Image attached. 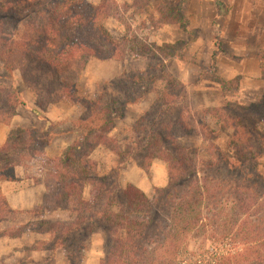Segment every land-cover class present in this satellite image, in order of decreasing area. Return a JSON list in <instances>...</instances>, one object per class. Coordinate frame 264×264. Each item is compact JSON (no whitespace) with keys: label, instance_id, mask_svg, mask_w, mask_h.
Here are the masks:
<instances>
[{"label":"rangeland","instance_id":"rangeland-1","mask_svg":"<svg viewBox=\"0 0 264 264\" xmlns=\"http://www.w3.org/2000/svg\"><path fill=\"white\" fill-rule=\"evenodd\" d=\"M88 1L99 4L101 0ZM179 2L106 0L109 8L101 23L123 53V59L117 61L122 69L110 78L115 71V60L90 58L76 79L74 89L77 95L87 99H96L107 90L108 97L121 100L119 88L124 86L125 98L131 102L115 120L110 133L118 143L117 150L113 153L107 147H97L89 156L98 164L97 173L106 175L108 180H112V175L118 171V183L121 170L127 167V178L137 182L143 180L149 185V170L156 161L166 169L165 173L157 172L156 177L166 178L167 167L163 160L153 159L143 169L139 166L143 163V153L131 150L128 154V148H134L135 141L130 126L145 111L160 103L157 98H164L165 106H169V113L163 120L175 121L182 116V121L194 124L193 121L199 119L215 131L213 136L179 134L177 138L181 144L199 150L201 160L210 158L205 150L211 143L223 149L227 156H234L231 147L235 142L234 126L242 127L240 160L251 169L243 171L241 179L256 191L257 206L254 213L240 214L235 226L228 223L226 227L225 219L237 216L229 207L219 214L224 225L218 221L215 228L209 226L207 231L200 230L189 238L187 251L196 257H178L173 263L179 264L182 259L187 261L186 264H192L197 254L206 251L235 249L244 255L248 244L256 246L250 240L255 235L249 231L261 227L258 231L264 232V0H257L256 15L250 10L247 16L242 15L244 0H186L178 10ZM13 26L11 21L0 17V31L10 30ZM19 27L21 31L22 26ZM213 53L216 56L214 62ZM251 56L259 60V76L253 74V65L248 58ZM135 77L139 78L133 81ZM19 79L18 71L7 72L0 61L1 124L9 123L14 116L13 101L20 97L21 91V85H17ZM104 81H112L113 85L106 86ZM61 103L70 108L69 116L50 122L46 131L51 135L68 136L70 145L82 140L78 121L85 119L86 113L81 105L66 100ZM28 130L11 131L6 141L8 153L1 156L0 166L10 163L14 169L17 166L29 169L34 173L27 175L36 182H43L41 170L45 168L34 157L40 150L35 143H30ZM226 172L223 170V174ZM167 183L168 175L166 184L154 186L146 195L154 198L157 190L165 188ZM84 197L88 198V187ZM37 208L33 211L11 210L0 191V264H100L107 238L101 222L91 221L86 226L93 227L89 232L79 229L66 240L64 234L53 231L73 221L70 213L65 210L64 217H50V210ZM239 225L243 232L237 235ZM245 231L249 234L244 235ZM65 247L70 251L69 258ZM252 251H247L250 253L246 258L248 261L254 254Z\"/></svg>","mask_w":264,"mask_h":264},{"label":"trees","instance_id":"trees-1","mask_svg":"<svg viewBox=\"0 0 264 264\" xmlns=\"http://www.w3.org/2000/svg\"><path fill=\"white\" fill-rule=\"evenodd\" d=\"M185 2L180 0L178 10ZM108 8L106 0L99 4L88 0H0V17L14 24L10 30L0 31V61L4 69L9 73L18 71L22 83L35 93L40 109L66 100L83 106L86 113L85 119L78 121L82 140L71 143L61 156H45L44 148L52 140L48 131L41 138L34 128L27 131L30 143L40 150L34 157L45 168L41 170L45 203L37 209L60 208L70 213L73 221L53 231L64 234L66 240L79 229L89 232L93 227L86 226L91 221L101 222L107 238L100 264H175L178 257H196L187 251L188 239L200 230L207 231L209 226L215 228L218 221L223 223L219 214L227 208H232L237 216L225 219L226 227L228 223L235 226L240 214L254 213L257 193L241 179L242 172L251 169L240 160L243 129L239 124L234 126V156H227L211 143L205 150L210 158L201 160L199 150L181 144L177 138L179 134L213 136L215 131L199 119L194 124L182 121V116L175 121L163 120L169 106L160 97L159 104L130 126L135 141L128 154L131 150L142 152L143 163L139 166L143 169L153 159L163 160L168 175L166 187L157 190L151 199L131 183L122 187L117 180L118 171L112 180L99 175L98 164L90 159V153L97 147L116 152L118 143L110 133L131 101L125 98L124 86L119 88L121 100L108 97L107 90L96 99H87L76 94L74 84L90 58L123 59L122 51L101 23ZM211 57L214 62L215 54ZM104 84L111 86L113 82ZM13 102L23 104L20 97ZM7 146L8 143L0 146V158L8 153ZM223 170L227 172L223 174ZM14 179L10 163L0 166V181ZM86 187L88 198L84 197ZM260 228L249 231L255 235L250 240L256 246L248 244L244 255L235 249L206 251L197 254L192 264H264V251H260L264 248V232L260 233ZM246 231L244 235L249 234ZM241 232L239 225L236 233ZM64 250L69 258L68 247ZM248 250L254 252L250 261L246 259ZM186 263L182 259L179 262Z\"/></svg>","mask_w":264,"mask_h":264},{"label":"crops","instance_id":"crops-1","mask_svg":"<svg viewBox=\"0 0 264 264\" xmlns=\"http://www.w3.org/2000/svg\"><path fill=\"white\" fill-rule=\"evenodd\" d=\"M243 16H247L246 13L252 10L257 14V0H244V6L242 8ZM225 56V55H223ZM229 59V57H227ZM253 65V74L260 75L261 70L259 68V60L255 57H248ZM113 60V59H112ZM115 71L110 75L114 77L121 71V65L115 60ZM257 71V72H256ZM107 78V76H105ZM20 78V75H19ZM21 85L20 98L23 104H16L14 107V116L9 123H0V146L6 143L9 134L13 129H31L34 128L37 131V137H43L47 130V125L50 122H56L59 119L67 118L69 116L70 108L65 107L63 103L58 102L55 104H49L44 109L37 107L36 95L33 91L27 88L19 79L17 85ZM69 145V138L66 135L55 134L52 135L51 142L44 148L45 156L48 158H54L61 156ZM130 166V165H129ZM165 166L161 165L160 161L154 162L150 167V181L149 185L143 180L137 182V180L127 178V167L121 170L119 174V183L123 186L131 183L142 190L145 194L154 186H161L166 184V178L161 176L156 177L157 172L165 171ZM29 169L24 170L22 167L17 166L14 169L15 179L8 181H0V191L4 197V201L11 210H33L43 204L45 197V185L40 180L34 181L33 177L27 175ZM37 176V172L35 173ZM167 174V173H166ZM147 176V174H146ZM147 178V177H146ZM67 211V210H66ZM64 209L56 208L49 211L50 217L61 215L66 212Z\"/></svg>","mask_w":264,"mask_h":264}]
</instances>
